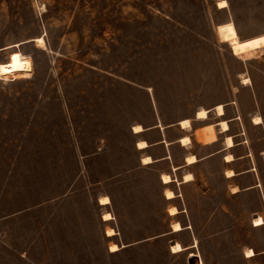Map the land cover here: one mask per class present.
Wrapping results in <instances>:
<instances>
[{
    "label": "rangeland",
    "instance_id": "rangeland-1",
    "mask_svg": "<svg viewBox=\"0 0 264 264\" xmlns=\"http://www.w3.org/2000/svg\"><path fill=\"white\" fill-rule=\"evenodd\" d=\"M260 35L264 0H0V64L30 62L26 75L0 74V219L15 215L0 232L5 255L15 253L5 244L19 243L22 264H39L38 237L21 225L34 215L29 227L41 229L42 218L53 245L46 264H94L102 250L92 199L135 172L132 126L185 96L234 91L241 72L264 86V48L238 60L229 44ZM146 181L157 193L153 172ZM235 243L208 246L203 264H264ZM144 250L108 264H196L192 253L166 254L163 241ZM36 251L45 256L47 244Z\"/></svg>",
    "mask_w": 264,
    "mask_h": 264
},
{
    "label": "crops",
    "instance_id": "crops-1",
    "mask_svg": "<svg viewBox=\"0 0 264 264\" xmlns=\"http://www.w3.org/2000/svg\"><path fill=\"white\" fill-rule=\"evenodd\" d=\"M241 75L234 91L216 89L200 93L199 98L185 96L159 109L155 107L156 115L150 125L136 124L142 131L135 133L136 125L132 126L133 150L137 156L135 172L109 182L101 195L92 197L93 209L99 214L98 240L102 250L94 264H108L111 257L132 249H141L144 255V249L156 241H163L166 254L185 252L189 258L192 253L201 262L194 258L196 264H203L204 249L208 246L217 249L223 240H237L238 254L244 259L264 256V86L252 82L253 78L244 72ZM169 104L182 117L171 120ZM217 107L222 108L221 114L217 113ZM200 110L206 111V118L197 117ZM185 120L188 127L181 125ZM222 122L227 125L225 130L221 128ZM208 126H212L215 138L204 141L200 131ZM185 138L188 141L183 143ZM140 142L146 146L138 148ZM190 157L192 161H188ZM145 158L149 159L146 163ZM151 172L155 175L157 193H149L146 176ZM163 176H168L170 182L165 183ZM112 185L122 195L118 201L113 199ZM167 191L173 197L167 198ZM101 197H107L109 203L100 204ZM172 208L174 214L170 213ZM106 213L111 219H103ZM14 216L0 219V232H11L10 221ZM33 217L36 216L30 215L21 225L27 233L37 235L33 252L40 258L39 264H46L53 245L42 218H39L41 229L29 227L28 220ZM244 223L249 226L247 235ZM174 224H179L181 229L174 231ZM109 229L113 235L106 234ZM43 242L48 246L45 256L36 251ZM174 242L184 250L171 252L170 245ZM112 244L118 247L117 251H109ZM5 245L15 253L6 256L0 248V264H22L26 252H19V243L10 241ZM192 245L197 247L191 248ZM248 249L254 253L250 258L245 257Z\"/></svg>",
    "mask_w": 264,
    "mask_h": 264
},
{
    "label": "bare ground",
    "instance_id": "bare-ground-1",
    "mask_svg": "<svg viewBox=\"0 0 264 264\" xmlns=\"http://www.w3.org/2000/svg\"><path fill=\"white\" fill-rule=\"evenodd\" d=\"M225 6H226V2H224V1H220L218 3V7L219 8H224ZM37 41L40 43L43 40L38 38ZM229 44H230V48H231V51H232L233 55L241 57V58L249 57L250 55L253 54L254 51L264 48V35L256 36V37H253V38H250V39H246V40H242V41H239V40H236V39H232V40H230ZM29 71H30V62L27 60L26 57H23V56H21V58H19L15 63L0 64V74H13L14 76H16V75L17 76H23V75H26L27 72H29ZM217 113L218 114L222 113V108L221 107H217ZM206 116H207V113L204 110H200L197 113V117L198 118L204 119V118H206ZM256 121H259V118L256 119ZM181 125L183 127H188L189 122L186 121V120L182 121ZM221 128L223 130H225L227 128V125L224 122H222L221 123ZM140 131H142V127L140 125H136V126L133 127V132L136 133V132H140ZM200 136H201V138L204 141L213 140L215 138V133H214V130H213L212 126H208V127L204 128V129H202L200 131ZM187 141H188L187 138L182 140L183 143H186ZM226 142H227L228 145H231V143H232L230 139H227ZM145 146L146 145H145L144 142L138 143V148H143ZM226 158L230 159L231 157L229 158V156H227ZM192 160H193L192 157L188 158V161H192ZM148 161H149L148 158L143 159L144 163H146ZM227 174L230 175L231 173L228 172ZM162 179H163V181L165 183L170 182V178L168 176H163ZM185 179H187V178H185ZM166 197L167 198H171V197H173V194L171 192L167 191L166 192ZM108 203H109V199L107 197H102L100 199V204H108ZM175 212L176 211H175L174 208L170 209V213L171 214H174ZM103 219L104 220L111 219L110 214H107V213L104 214ZM180 229L181 228H180L179 224H174L173 225V230L174 231H179ZM106 234L107 235H113V231L109 229V230H107ZM115 250H117V246L112 244L110 246V251H115ZM253 255H254V253H253V251L251 249L246 251L245 256L247 258H250ZM192 258H195L196 261H197V257H194V255H192V257H190V259H192ZM197 263H200V261H197Z\"/></svg>",
    "mask_w": 264,
    "mask_h": 264
}]
</instances>
